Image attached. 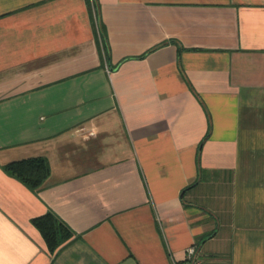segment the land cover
<instances>
[{
    "label": "crops",
    "instance_id": "crops-1",
    "mask_svg": "<svg viewBox=\"0 0 264 264\" xmlns=\"http://www.w3.org/2000/svg\"><path fill=\"white\" fill-rule=\"evenodd\" d=\"M38 157L35 192L2 169ZM191 246L264 264V0H0V264Z\"/></svg>",
    "mask_w": 264,
    "mask_h": 264
},
{
    "label": "trees",
    "instance_id": "trees-1",
    "mask_svg": "<svg viewBox=\"0 0 264 264\" xmlns=\"http://www.w3.org/2000/svg\"><path fill=\"white\" fill-rule=\"evenodd\" d=\"M2 169L33 192L43 185L49 175V165L46 159L40 157L11 162L4 165ZM32 223L40 232L51 254L67 243L73 235L65 224L50 213L35 218Z\"/></svg>",
    "mask_w": 264,
    "mask_h": 264
},
{
    "label": "built area",
    "instance_id": "built-area-1",
    "mask_svg": "<svg viewBox=\"0 0 264 264\" xmlns=\"http://www.w3.org/2000/svg\"><path fill=\"white\" fill-rule=\"evenodd\" d=\"M175 264H213L210 260L199 257L195 246H191L185 250L184 259Z\"/></svg>",
    "mask_w": 264,
    "mask_h": 264
}]
</instances>
